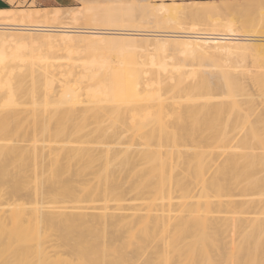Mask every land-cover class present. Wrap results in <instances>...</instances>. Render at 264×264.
Segmentation results:
<instances>
[{"label":"bare ground","instance_id":"6f19581e","mask_svg":"<svg viewBox=\"0 0 264 264\" xmlns=\"http://www.w3.org/2000/svg\"><path fill=\"white\" fill-rule=\"evenodd\" d=\"M143 1L0 8V264H264V0Z\"/></svg>","mask_w":264,"mask_h":264},{"label":"rangeland","instance_id":"374dc122","mask_svg":"<svg viewBox=\"0 0 264 264\" xmlns=\"http://www.w3.org/2000/svg\"><path fill=\"white\" fill-rule=\"evenodd\" d=\"M82 1V0H81ZM81 1L80 0H8V3L7 2H5L4 0H1V2L3 3V4H5V6L3 7L4 9H7V8H12V9H15V10H17V9H20V8H35V7H46V8H52V7H63V8H65V9H63V10H68L69 8H77L78 6H80L81 5ZM122 1H128V2H132V3H134L137 7H140L142 4H144V1L143 0H122ZM171 1H174V0H149L148 1V3L150 2L152 5H154V4H156V3H159V2H171ZM175 1H179V0H175ZM101 4V5H104V4H106V3H108V0H97V4H99V3ZM145 3H147L146 1H145ZM149 3V4H150ZM236 18V17H235ZM179 19L182 21V22H185V23H188V22H191V21H193V20H195L192 16H189V15H183V14H180V17H179ZM66 20H68V19H64V21H66ZM235 20H238V21H236V25L239 27V28H251V29H254V30H256L257 31V33H262V30L264 29V16H259V15H257V14H253V15H251L250 16V20H251V25L250 26H248V24L249 23H247V24H244L243 23V21L240 19V17H238V18H236ZM238 23V24H237ZM36 67V66H35ZM239 97H242V98H245V96H243V95H240ZM254 98H255V103L256 102H258L259 100H260V97L257 95V94H254ZM252 101H249L247 104H245V105H250V104H252L251 103ZM258 125H259V128L258 129H261L263 126H264V121L263 122H259L258 123ZM69 177V173L67 172H65V173H63L62 175H61V177L58 179V181L59 182H65V181H67L66 179ZM91 184V183H90ZM73 185L75 186V189H80L81 188V185H80V182H75V183H73ZM4 186H2L1 188H3ZM2 197V198H1ZM0 198L2 199V201L1 202H3V203H5L6 205L7 204H9L10 202L8 201L7 202V199H6V197L5 196H1ZM12 201V200H11ZM0 202V204H1V212H5V213H7V211H8V208H6V207H8V206H6L5 207V204H3V203H1ZM73 202L75 203V205L73 204ZM71 201V203L70 202H66L67 204H69V206H71L72 204V206L70 207V209H72V207H77V206H80V204H78L79 202L78 201ZM78 202V203H77ZM111 203H113V202H109V204H111ZM59 204V205H58ZM63 204V205H62ZM78 204V205H77ZM83 204L85 205V206H87L88 205V203L86 202H83ZM87 204V205H86ZM97 205H100V204H102L101 202L99 203V202H97L96 203ZM108 204V206H110ZM4 205V206H3ZM52 206L53 205H57V206H61L62 208H60L61 210H64V211H68L67 210V207H66V205H65V202L63 203V202H58V203H55V204H51ZM2 206L3 207H5V209H3L2 208ZM10 206H14V204H10ZM68 206V205H67ZM68 206V207H69ZM111 206H114L113 204L111 205ZM10 208V207H9ZM11 209L13 210V208L11 207ZM69 209V208H68ZM2 210H4V211H2ZM11 210V212H8L7 214H5V215H7V216H9V214L11 213V217L13 216V219H15L16 221H17V223L19 222V219H25V216L24 217H21V214L19 213H17L16 214V210H15V213L13 212ZM83 210V209H82ZM3 214V213H2ZM2 214H0V215H2ZM4 215V214H3ZM2 215V216H3ZM17 215V216H16ZM24 214H22V216H23ZM15 221V222H16ZM14 224L16 225V223H14V221H12V219L11 220H9V218H8V223H6V225H4L5 227H1V228H10L11 230L10 231H12L13 232V234H11V235H13V236H9V230H8V228H7V230H8V232L6 231V229H5V233H6V235L8 236V237H10L9 239L11 240H9L8 239V237L5 235V233H3L2 231H3V229H1V231H0V233H3L5 236V238H6V242H10L9 244H10V246L13 248V246H15V241L14 242H12V240H15V233H17V229H15V228H17L16 226H15V228H14ZM7 226V227H6ZM13 226V227H12ZM13 228H14V230H13ZM55 227H53L52 229L50 228V230H52V231H50L49 229V232L51 233H49L48 232V230H47V232H46V234H47V237L50 239L51 238V236H53V238L54 239H56V237H55V235H57V234H59V229H57V230H55L54 229ZM17 230V231H16ZM12 232H10V233H12ZM100 231H98V233H99ZM26 233V232H25ZM101 233H102V231L99 233V234H95V236L97 235L98 237H101V239H103V237H102V235H101ZM123 233V237H121V241H120V243H118L119 245H115V246H120V244H121V246L122 247H119L120 249L122 248V251H123V244L121 243L122 241L123 242H125L124 240H125V238H127V243H129V246L131 247V246H133L134 245V241L132 242L131 241V237H130V235H129V233H128V231L127 230H125V231H123L122 232ZM125 233V234H124ZM127 233V234H126ZM30 237L31 236H33L32 234H30L29 235ZM124 236H125V238H124ZM127 236V237H126ZM1 235H0V243L2 244L3 242H1ZM28 237V236H27ZM58 237V236H57ZM90 237H92V239H88V238H90ZM89 237V235H87L86 237H85V241H87V240H93L94 241V243H95V245L96 244H100V247L99 248H97V252H99V256L101 257L103 254H104V256H105V251L104 250H100L104 245H106L105 244V241H103V240H101L100 238H98V237H96V238H94V236H90ZM29 238V237H28ZM31 238H33V237H31ZM131 238V239H130ZM54 239H52L51 238V240L52 241H54ZM97 241H96V240ZM106 239V238H105ZM30 240V242H33V240L32 239H29ZM28 241V240H27ZM96 241V242H95ZM106 241H108V240H106ZM98 242V243H97ZM5 243V242H4ZM3 243V244H4ZM12 243L14 244V245H12ZM70 243L72 244V241H70ZM70 243H68V244H70ZM102 243H103V246H102ZM117 243V242H116ZM126 243V242H125ZM124 243V244H125ZM131 243H133V244H131ZM7 244V243H6ZM6 244H4V246L6 245ZM70 244V245H71ZM70 245H66V246H68V248L66 247H64V246H62L63 248H61L62 249V251H64V258L65 259H68V258H71L72 256V254H70L68 251H70V249H69V247H70ZM126 246H128L127 244H125ZM99 246V245H98ZM126 246H124V247H126ZM97 247V246H96ZM130 247H128V248H130ZM114 251L115 250H118V249H116L117 247H115V248H113V247H111ZM110 248V246H107L106 247V250H107V257H114L113 256V254L115 255L116 253H114L113 252V250ZM128 248H125L124 249V251H126V250H128ZM64 249V250H63ZM67 249V250H66ZM69 249V250H68ZM110 249H111V251H110ZM98 250H100V251H98ZM121 250H119L118 251V253L116 254V255H119L121 252H122ZM104 252V253H103ZM102 253V254H101ZM110 253H113L112 255H108V254H110ZM70 255V256H69ZM62 256V257H63ZM111 257H110V259H111Z\"/></svg>","mask_w":264,"mask_h":264},{"label":"crops","instance_id":"0c3cea01","mask_svg":"<svg viewBox=\"0 0 264 264\" xmlns=\"http://www.w3.org/2000/svg\"><path fill=\"white\" fill-rule=\"evenodd\" d=\"M4 1L8 3V0H4ZM200 1H210V0H200ZM4 6L5 4H3L0 0V8L3 9Z\"/></svg>","mask_w":264,"mask_h":264}]
</instances>
